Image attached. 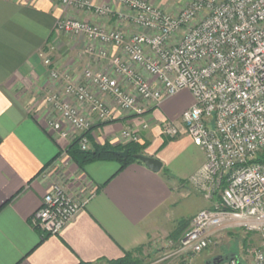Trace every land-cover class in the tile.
<instances>
[{
    "label": "built area",
    "instance_id": "obj_1",
    "mask_svg": "<svg viewBox=\"0 0 264 264\" xmlns=\"http://www.w3.org/2000/svg\"><path fill=\"white\" fill-rule=\"evenodd\" d=\"M52 1L103 18L116 15L121 25L145 31L128 35L121 25L59 19L58 31L91 41L86 52L109 65L88 67L75 80L71 71L53 65L50 54L41 53L59 86L44 96V116L55 136L69 143L77 137L88 150L94 127L111 120L115 107L143 115L148 106L189 91L193 104L180 121H164L161 133L189 135L203 150L205 162L192 181L206 194L218 193L219 201L195 215L180 240L181 251L200 254L221 231L241 229L259 235L251 264H264V0H190L175 12L147 0ZM113 2L124 10H115ZM106 46L120 54L110 55ZM121 137L129 143L141 138L131 129ZM91 196L76 197L57 183L36 212L35 227L60 234ZM212 264L242 263L231 255Z\"/></svg>",
    "mask_w": 264,
    "mask_h": 264
},
{
    "label": "crops",
    "instance_id": "obj_2",
    "mask_svg": "<svg viewBox=\"0 0 264 264\" xmlns=\"http://www.w3.org/2000/svg\"><path fill=\"white\" fill-rule=\"evenodd\" d=\"M67 12L52 0H0V264H108L146 247L162 233L177 203L176 184L192 180L205 162L203 150L189 135L167 138L161 133L164 121H180L193 104L189 91L148 106L143 115L115 107L113 118L92 131L99 144L143 147L140 154L162 161L160 171L141 161L120 170L117 159L79 166L69 156V142L55 136L44 116L46 92L59 87L41 57L45 51L54 66L77 71L90 61L82 41L57 30ZM72 13L105 28L118 24L116 15L101 18L73 9ZM121 26L130 33L135 29L130 23ZM125 129L137 131L140 141H124ZM57 183L76 197L92 196L60 234L46 235L33 218ZM219 257L205 259L204 264ZM195 258L187 260L197 264Z\"/></svg>",
    "mask_w": 264,
    "mask_h": 264
},
{
    "label": "rangeland",
    "instance_id": "obj_3",
    "mask_svg": "<svg viewBox=\"0 0 264 264\" xmlns=\"http://www.w3.org/2000/svg\"><path fill=\"white\" fill-rule=\"evenodd\" d=\"M147 1L153 5L161 6L169 11L175 12L184 9L190 0ZM112 4L115 10H124L123 8L117 6V4L114 2ZM67 11L68 12L63 17H61V19H75L93 23L92 21L77 18L72 13V8H67ZM73 11L79 12L76 9H73ZM120 23L121 22L118 21V24L110 28L120 27ZM134 27L135 29H132V33L128 31L126 34L133 35L135 33L145 32L144 29L140 27ZM62 33L70 40L82 41L84 43V52H86L89 47L91 48L93 46V43L85 37H81L74 33ZM106 49H108V53L110 55L120 54V51L113 46H106ZM86 53H88V51ZM90 58V61H88V59L86 60V65L85 63L81 64V70L77 71L75 68L73 69V67L70 68L69 71H71L73 79L78 80L81 77L83 71L88 67L93 69L97 68L98 70V67L105 69V66H101L102 63H104V65H109L108 60H102L100 58H97L96 60L94 57ZM58 69L62 72H66L68 71L69 66L63 68L60 67ZM54 85L58 89L59 86L56 83H54ZM74 141H76V143L80 146L77 137L72 140V142ZM91 141H94L93 136L91 137ZM126 145L127 144H123L121 146ZM91 148L92 144L90 146V149ZM176 187L178 188L177 193L179 194V198L171 210L169 219L163 225L162 233L156 236V238L151 241V243L147 245L141 253L135 254V258L139 259L141 264H182L186 262L191 264V262L187 260V257L189 256L190 258H193L194 256L196 257L195 259L197 264H204L205 259L208 261L215 256L230 257L231 255H234L240 258L241 263L251 264L254 251L260 245V237L256 233H248L241 229L237 231H221L215 240H213L211 245L200 254H195L188 250L181 251L180 240L190 229L195 215L202 209L213 208L215 205H217L219 201V194H206V190H203L192 180H188L185 183H177Z\"/></svg>",
    "mask_w": 264,
    "mask_h": 264
},
{
    "label": "trees",
    "instance_id": "obj_4",
    "mask_svg": "<svg viewBox=\"0 0 264 264\" xmlns=\"http://www.w3.org/2000/svg\"><path fill=\"white\" fill-rule=\"evenodd\" d=\"M142 148L143 147L136 146L134 144L121 146V145H112L109 142H106L104 144H99L92 141V148L88 150H83L76 143V141H74L69 143L66 152L75 162H77L79 166L100 159H117L121 162L120 170H122L132 162L139 161L138 159L134 158V154H140ZM125 149L130 150V154L127 158H123L116 154L117 151H123ZM43 237L45 238L46 236ZM144 248L145 246H142L135 249L134 251L127 252L121 259L111 261L110 264H141V261L135 258V254L141 253ZM220 258H223V256H221ZM79 264H92V263L81 261Z\"/></svg>",
    "mask_w": 264,
    "mask_h": 264
},
{
    "label": "water",
    "instance_id": "obj_5",
    "mask_svg": "<svg viewBox=\"0 0 264 264\" xmlns=\"http://www.w3.org/2000/svg\"><path fill=\"white\" fill-rule=\"evenodd\" d=\"M117 155L123 157V158H127L130 154V150L129 149H125L123 151H117L116 152ZM134 158L138 159L139 161L145 163V165L155 171L158 172L162 169L163 167V163L161 160H159L158 158L152 157V156H147L144 154H134ZM221 261V258H216L214 260L215 263Z\"/></svg>",
    "mask_w": 264,
    "mask_h": 264
}]
</instances>
